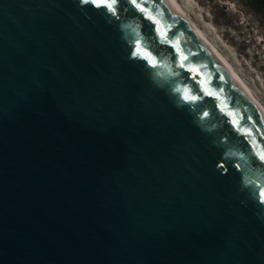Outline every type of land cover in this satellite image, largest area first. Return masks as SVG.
Returning <instances> with one entry per match:
<instances>
[{
  "label": "water",
  "instance_id": "1",
  "mask_svg": "<svg viewBox=\"0 0 264 264\" xmlns=\"http://www.w3.org/2000/svg\"><path fill=\"white\" fill-rule=\"evenodd\" d=\"M145 6L0 0V264H264V113Z\"/></svg>",
  "mask_w": 264,
  "mask_h": 264
},
{
  "label": "rangeland",
  "instance_id": "2",
  "mask_svg": "<svg viewBox=\"0 0 264 264\" xmlns=\"http://www.w3.org/2000/svg\"><path fill=\"white\" fill-rule=\"evenodd\" d=\"M179 2L264 105V26L257 17L237 0Z\"/></svg>",
  "mask_w": 264,
  "mask_h": 264
},
{
  "label": "snow or ice",
  "instance_id": "3",
  "mask_svg": "<svg viewBox=\"0 0 264 264\" xmlns=\"http://www.w3.org/2000/svg\"><path fill=\"white\" fill-rule=\"evenodd\" d=\"M81 2L82 3H88L89 0H81ZM90 2L97 7H105V8H107V10L112 11L113 14H115L114 5L117 4L119 2V0H90ZM127 2L129 5H131L135 9H137L147 19L151 20L154 24H159V21H157L155 19V17L152 16L151 11L145 6L147 4L148 0H127ZM156 31L159 33V35L161 37H163V38H165V40H167V34L165 31H162L160 28H157ZM168 43L171 44L172 42L169 40ZM173 46L176 47V51L179 54V60H180L179 67L184 68L185 64L183 62L187 60V57L183 55V53L180 51L179 47H177L176 45H173ZM131 55H134V56L138 55V56H140V58L146 59L147 62L152 66H155L157 63L156 58L152 55V53L145 50L144 48H141L139 46V42H137V47H136L135 51H133L131 53ZM188 71L195 72L197 70L194 68H189ZM204 91L208 95H214L213 93L208 92L207 89H204ZM183 98L186 101H195L197 99V96L185 95ZM205 115H207V113H205ZM228 115L231 116L232 113H228ZM232 122H233V124L237 123L235 120H233ZM253 155L256 156V159L260 162L261 165H264V153H260V154L253 153ZM218 168L223 170V165L222 164L218 165ZM260 194H261V196H264V189L261 190Z\"/></svg>",
  "mask_w": 264,
  "mask_h": 264
},
{
  "label": "bare ground",
  "instance_id": "4",
  "mask_svg": "<svg viewBox=\"0 0 264 264\" xmlns=\"http://www.w3.org/2000/svg\"><path fill=\"white\" fill-rule=\"evenodd\" d=\"M176 10L186 19L188 24L192 27V29L198 34V36L210 47V49L215 53V55L219 58V60L223 63V65L228 69V71L233 75L238 84L242 87V89L246 92L249 98L260 108V110L264 113V105L258 100V98L253 94L252 90L245 83V81L240 77V75L235 71L232 64L225 57V55L220 51V49L210 40V38L203 31L202 27L196 23V21L187 13L185 8L180 4L179 0H168ZM206 19L202 17V22Z\"/></svg>",
  "mask_w": 264,
  "mask_h": 264
},
{
  "label": "trees",
  "instance_id": "5",
  "mask_svg": "<svg viewBox=\"0 0 264 264\" xmlns=\"http://www.w3.org/2000/svg\"><path fill=\"white\" fill-rule=\"evenodd\" d=\"M240 5L257 17L259 23L264 26V0H237Z\"/></svg>",
  "mask_w": 264,
  "mask_h": 264
}]
</instances>
